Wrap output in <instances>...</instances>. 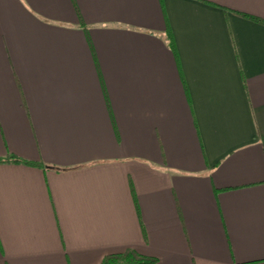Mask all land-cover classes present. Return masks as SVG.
Here are the masks:
<instances>
[{"label": "crops", "instance_id": "obj_1", "mask_svg": "<svg viewBox=\"0 0 264 264\" xmlns=\"http://www.w3.org/2000/svg\"><path fill=\"white\" fill-rule=\"evenodd\" d=\"M0 264H264V0H0Z\"/></svg>", "mask_w": 264, "mask_h": 264}, {"label": "trees", "instance_id": "obj_2", "mask_svg": "<svg viewBox=\"0 0 264 264\" xmlns=\"http://www.w3.org/2000/svg\"><path fill=\"white\" fill-rule=\"evenodd\" d=\"M0 162L28 163L13 155L0 159ZM156 261L155 257L140 254L134 249H126L120 253L106 255L100 264H155Z\"/></svg>", "mask_w": 264, "mask_h": 264}]
</instances>
